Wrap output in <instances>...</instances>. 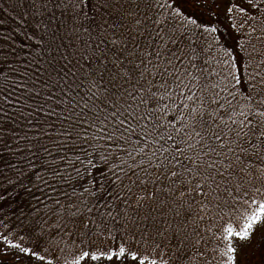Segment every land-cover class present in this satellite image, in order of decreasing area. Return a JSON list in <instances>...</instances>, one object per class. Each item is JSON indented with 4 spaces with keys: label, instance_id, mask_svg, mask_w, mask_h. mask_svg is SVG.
<instances>
[{
    "label": "trees",
    "instance_id": "trees-1",
    "mask_svg": "<svg viewBox=\"0 0 264 264\" xmlns=\"http://www.w3.org/2000/svg\"><path fill=\"white\" fill-rule=\"evenodd\" d=\"M262 218L264 0H0V264H232Z\"/></svg>",
    "mask_w": 264,
    "mask_h": 264
},
{
    "label": "rangeland",
    "instance_id": "rangeland-1",
    "mask_svg": "<svg viewBox=\"0 0 264 264\" xmlns=\"http://www.w3.org/2000/svg\"><path fill=\"white\" fill-rule=\"evenodd\" d=\"M225 3V0H217ZM233 238V237H232ZM232 264H254L264 258V218L243 239L234 238L229 245ZM23 264V263H22Z\"/></svg>",
    "mask_w": 264,
    "mask_h": 264
}]
</instances>
